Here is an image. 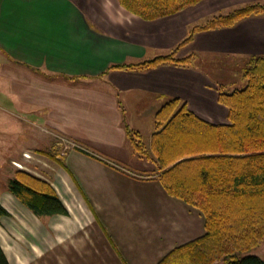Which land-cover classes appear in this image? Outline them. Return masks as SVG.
<instances>
[{
  "label": "crops",
  "instance_id": "obj_1",
  "mask_svg": "<svg viewBox=\"0 0 264 264\" xmlns=\"http://www.w3.org/2000/svg\"><path fill=\"white\" fill-rule=\"evenodd\" d=\"M255 2L202 0L145 19L119 0H0V152L14 171L21 162L47 179L69 211L38 215L9 187L0 194L10 264H157L204 234V214L166 191L158 165L135 154L126 130L143 136L146 127L152 137L157 111L173 97L204 119L227 122L220 83L201 64L210 55L264 54V14L183 42L195 25ZM173 51L195 59L113 66ZM9 220L23 225L24 256L5 231Z\"/></svg>",
  "mask_w": 264,
  "mask_h": 264
},
{
  "label": "trees",
  "instance_id": "obj_2",
  "mask_svg": "<svg viewBox=\"0 0 264 264\" xmlns=\"http://www.w3.org/2000/svg\"><path fill=\"white\" fill-rule=\"evenodd\" d=\"M202 0H119L145 19L176 13ZM264 14V3L255 2L217 14L195 25L183 44L197 31L233 26L240 20ZM194 54L176 52L130 65L148 69L164 63L189 66ZM246 85L226 91L219 86V102L228 108L227 122L199 116L186 101L173 97L155 115L156 131L151 150L139 131L127 128L134 150L158 165L166 191L198 208L205 216L200 237L170 250L157 264H264V257L242 253L264 239V54L250 57L244 72ZM9 190L38 215L69 214L46 179L18 169ZM0 200V219L8 215ZM0 264L10 261L0 242Z\"/></svg>",
  "mask_w": 264,
  "mask_h": 264
},
{
  "label": "rangeland",
  "instance_id": "obj_3",
  "mask_svg": "<svg viewBox=\"0 0 264 264\" xmlns=\"http://www.w3.org/2000/svg\"><path fill=\"white\" fill-rule=\"evenodd\" d=\"M258 2L264 3V0H258ZM221 12H224L221 14H225V13H228L230 11H228V9H226V10L221 11ZM194 59H195V54H194L192 61L189 65H191L193 63ZM204 60L206 61V62H203L205 64H201V65H202V67H204L205 69L208 70L207 72L209 74V77L212 78L214 81H216V82L218 81L219 83L223 84L226 91H231L234 88H242L246 85V80H245L243 74L245 72L246 67L249 65L250 57H245V58H240V59L235 58L234 60L231 58H228V59L225 58V59L220 60V59H218V56L210 55L209 58H206ZM197 64H199V62H197ZM142 130H143V132H142L143 136L141 137V139L144 141L145 145L150 150V154L152 155V158H153V157H155L153 151L151 150L153 135H152V137H150L151 138V140H150L149 135H148L149 133L147 131L148 129L146 127H144ZM58 139L61 142H63V144H65V145L69 144V141H70V139L66 136H60V137H58ZM132 146H133V144H132ZM133 148H134V146H133ZM134 152L136 155H138V153L135 150H134ZM8 155L9 154L7 152H3V151L0 152V194L1 195L4 194L8 188V184H7L8 179L10 177H14L16 175V171H17V170L14 171V168L10 167L11 165H10L9 161L7 160ZM31 155H32V153H30V152L25 153V156H27L28 158H30ZM152 158H144V159L152 160L154 163H156V161ZM16 163L21 164V165H18L17 169L26 170V171L38 176L37 174L31 172L30 169L23 166V164L21 162H16ZM39 177H41V176H39ZM7 223L8 224H6L7 228H5V231H6V233L9 234L8 238L10 239L12 246H15L16 250L22 256H24L25 254H28V252H26V249L24 247V237H23L24 236V231H23L24 229H23L22 223L20 225V222H18L16 220H14V221L9 220ZM16 236L19 237L20 242L16 241L17 240ZM248 254H254V255L264 257V239L256 247L250 249L249 251L242 253V256L248 255ZM33 264H39V263H33Z\"/></svg>",
  "mask_w": 264,
  "mask_h": 264
},
{
  "label": "built area",
  "instance_id": "obj_4",
  "mask_svg": "<svg viewBox=\"0 0 264 264\" xmlns=\"http://www.w3.org/2000/svg\"><path fill=\"white\" fill-rule=\"evenodd\" d=\"M17 165H21L20 163H16Z\"/></svg>",
  "mask_w": 264,
  "mask_h": 264
}]
</instances>
